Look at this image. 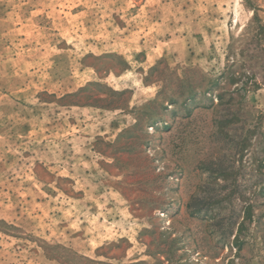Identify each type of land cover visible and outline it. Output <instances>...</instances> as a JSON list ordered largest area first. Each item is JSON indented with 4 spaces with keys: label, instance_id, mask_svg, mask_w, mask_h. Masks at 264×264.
<instances>
[{
    "label": "rangeland",
    "instance_id": "obj_1",
    "mask_svg": "<svg viewBox=\"0 0 264 264\" xmlns=\"http://www.w3.org/2000/svg\"><path fill=\"white\" fill-rule=\"evenodd\" d=\"M0 264H264V0H0Z\"/></svg>",
    "mask_w": 264,
    "mask_h": 264
}]
</instances>
